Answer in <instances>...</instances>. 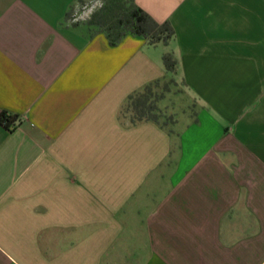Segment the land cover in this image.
<instances>
[{
    "label": "crops",
    "instance_id": "1",
    "mask_svg": "<svg viewBox=\"0 0 264 264\" xmlns=\"http://www.w3.org/2000/svg\"><path fill=\"white\" fill-rule=\"evenodd\" d=\"M84 1L0 0V264H264V0H135L155 47ZM165 77L186 119L121 117Z\"/></svg>",
    "mask_w": 264,
    "mask_h": 264
},
{
    "label": "trees",
    "instance_id": "2",
    "mask_svg": "<svg viewBox=\"0 0 264 264\" xmlns=\"http://www.w3.org/2000/svg\"><path fill=\"white\" fill-rule=\"evenodd\" d=\"M91 24L104 31L112 43H118L128 35L144 37L150 46H167L176 33L170 22L158 23L144 10L139 8L135 0H108L101 12L94 16ZM177 60L174 54L163 55V65L167 74L176 71ZM167 77L158 79L144 86L140 91L131 94L122 108V117L128 118L131 125L152 122L162 129L168 126L161 115L158 103L162 97L155 91L165 82ZM173 82L174 77H170ZM16 118L2 113L0 122L8 129L12 128Z\"/></svg>",
    "mask_w": 264,
    "mask_h": 264
},
{
    "label": "rangeland",
    "instance_id": "3",
    "mask_svg": "<svg viewBox=\"0 0 264 264\" xmlns=\"http://www.w3.org/2000/svg\"><path fill=\"white\" fill-rule=\"evenodd\" d=\"M108 0H87L82 3L76 4L68 14L67 22L69 24H87L92 25L91 21L94 16L98 15L104 4ZM78 11L77 14V22H73V15ZM170 78H166L165 82H162L160 87L155 91L162 97V100L159 101L158 106L160 108L161 115L163 116L164 121H167L169 124L175 119L182 122L186 119V105L188 103V99L185 96L179 95L182 92V87L178 80H174L170 82ZM125 104V103H124ZM124 106V105H123ZM122 106V108H123ZM122 117V109L120 113ZM123 118V117H122ZM128 120V118H123ZM174 125H170L173 128Z\"/></svg>",
    "mask_w": 264,
    "mask_h": 264
},
{
    "label": "built area",
    "instance_id": "4",
    "mask_svg": "<svg viewBox=\"0 0 264 264\" xmlns=\"http://www.w3.org/2000/svg\"><path fill=\"white\" fill-rule=\"evenodd\" d=\"M77 14H78V11L73 15V18H74V19L72 20L73 22H77V21H78V19H77V17H76Z\"/></svg>",
    "mask_w": 264,
    "mask_h": 264
}]
</instances>
